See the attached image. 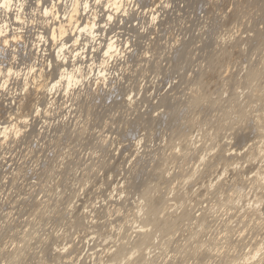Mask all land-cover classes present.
Returning <instances> with one entry per match:
<instances>
[{
	"label": "clouds",
	"instance_id": "clouds-1",
	"mask_svg": "<svg viewBox=\"0 0 264 264\" xmlns=\"http://www.w3.org/2000/svg\"><path fill=\"white\" fill-rule=\"evenodd\" d=\"M0 264H264V0H0Z\"/></svg>",
	"mask_w": 264,
	"mask_h": 264
}]
</instances>
